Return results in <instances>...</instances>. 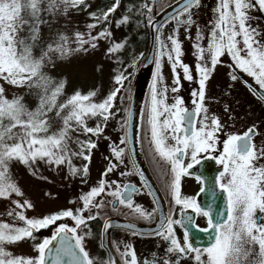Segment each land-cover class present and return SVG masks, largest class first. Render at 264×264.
I'll return each instance as SVG.
<instances>
[{
  "label": "snow or ice",
  "instance_id": "obj_1",
  "mask_svg": "<svg viewBox=\"0 0 264 264\" xmlns=\"http://www.w3.org/2000/svg\"><path fill=\"white\" fill-rule=\"evenodd\" d=\"M200 5L201 0H183L179 4V9L169 16V21H175L173 35L164 36L160 33L163 25H154L157 33H160L156 43L161 60L166 58L174 71L182 69L188 81H192L193 76L190 67L181 59L182 42L176 34L180 28L188 32L196 25L193 9H199ZM81 6L87 8L90 5L86 0H0V82H3L0 83V199L11 200L14 195L24 196L12 178L11 166L14 162L27 167L30 174L39 179H47L38 175V165L41 163L56 169L65 166L70 175L86 177L87 164L77 167L72 160L77 157L90 163L91 150L97 145L90 138L81 140L79 137L99 138L107 121L115 115L112 109L116 107V98L128 79L124 72L115 76L117 87L100 101L94 99L97 90L86 94L77 90L61 102L60 98L64 96L67 86L66 79L56 81L45 71L48 65L54 63V57L67 59L76 52L87 53L89 49L98 47L99 40L111 37L112 33L107 28L96 35H92V30L101 23L109 22V16L119 7V0L106 12L99 15L90 13L95 23L87 25V33L75 32L74 40L66 34H58L55 41L44 42L41 35L43 26L48 25L54 17L82 10ZM142 7L149 13L153 12L148 4ZM160 7H164L163 3ZM254 10L264 13V0H217L213 10L215 18L209 29L210 43L206 47L202 45L201 41L206 37L204 30L198 26L195 36V55L201 61L196 66L199 90L192 93L196 97L193 103L197 106L189 110L184 106L183 99L178 97L171 104L167 102V87H158L162 85V65L157 61V77L144 117L146 138L152 146L150 150L154 153V159L158 157L170 166L171 179L166 187L174 203L185 209L192 208L207 217L209 227L200 231L209 233L210 243L205 247L195 246V238H190L188 229L192 222L191 216L174 219L171 209L165 213L161 207L150 212L134 203V196L140 191L135 185H120L105 179L124 162L125 149L113 146L112 155L118 163L110 162L98 185L81 195L82 205L79 209L62 210L43 218H27L24 210L32 209L34 205L27 200L23 203L12 201L15 208L8 215L22 221L23 226L0 223V264H181V261L190 259L195 264H264V143L258 145L255 142L258 135L255 127L243 134L229 135L223 143L222 153L208 157L223 166L216 182L224 194L226 212L218 210L214 221L211 208L204 210L195 199L181 196V177L200 163L198 157L201 153L217 150V134L222 131V125L218 117L208 115L205 89L206 81L221 63V57L228 55L233 61V64L228 65L233 70L232 80L239 78L235 74L238 69L253 78L264 91V30L253 26L252 22L257 19L252 15ZM151 18L150 15L149 20ZM129 22L130 18L123 16L118 25ZM188 38L191 39L190 36ZM73 42L75 48L71 46ZM125 46L124 43L116 42L107 53L118 52ZM128 67H135V58ZM175 82L177 85L180 82L178 71ZM4 84L34 91L38 100L35 108L30 109L23 96L7 97ZM171 91L176 92L178 88L173 87ZM261 98L264 99V95ZM52 114L62 122L59 130H52ZM90 120L98 122L95 126H89ZM73 134H76L75 139ZM72 143L78 146V151L72 149ZM120 143L126 144L127 140L122 139ZM186 159H190L191 163L185 165ZM105 194L114 199L107 202L97 199ZM108 205L114 211L124 206L137 219L150 221L159 215V224L153 234L167 242L165 254L157 256L153 253L151 260H141L133 245L125 243L121 250L117 242L115 251L118 260L115 257L107 260L92 257L85 246L91 231L83 229L89 227V221L99 218V209ZM85 212L88 213L87 217ZM65 219H70L74 224L57 225V221ZM52 225H56L52 236L35 246L38 252L36 257L15 255L10 250V246L25 239L34 240V232ZM177 225L185 230L183 243L176 235ZM112 227L110 222L104 224L106 232ZM126 227L132 230L133 235L140 234L134 230L135 225ZM54 241L58 242V247H53ZM101 247L104 245L101 244Z\"/></svg>",
  "mask_w": 264,
  "mask_h": 264
},
{
  "label": "flooded vegetation",
  "instance_id": "obj_2",
  "mask_svg": "<svg viewBox=\"0 0 264 264\" xmlns=\"http://www.w3.org/2000/svg\"><path fill=\"white\" fill-rule=\"evenodd\" d=\"M216 5L217 0H201L199 9H193V16L196 20V25H194L188 32H186L184 28H180L179 33L176 34L182 42L183 55L181 59L184 64H187L190 67L191 74L193 76L192 81L186 80L183 76L182 69L177 68L176 71L180 72V82L177 85L175 82L176 71L172 69L170 62L167 61L166 58L161 60L156 49L155 64L150 83L144 96L138 130L140 153L147 169L148 176L158 193L157 198L161 208L164 209L165 213L171 209L174 219H183L185 216L192 217V222L188 225L189 235L190 238H195L194 244L198 247H205L210 243L208 239L209 233L200 231V229H207L209 227L208 219L207 217L194 211L192 208L185 209L181 205H176L174 203L170 191L166 187L167 182L171 179L169 171L170 166L165 164L163 161H160L158 157L154 159V153L150 150L152 146L148 143V139L146 138L144 117L150 103L154 79L157 77V61H160L162 65V85H158V87H167V102L171 104L174 102V98L178 97L183 99L184 106L189 110H194L197 106L193 103V101L196 100V97L192 96V93L199 90V72L197 71L196 66L200 64L201 61L195 55V36L198 26L200 29L204 30L206 37L205 40L201 41L202 45L206 47L207 44L210 43L209 29L211 27V21L215 18L213 10ZM252 15L257 17V19L252 22L253 26L264 30V13L254 10ZM171 22L173 26L170 25ZM174 25L175 21H168L160 29V33H163L164 36L170 35L169 32H173ZM163 28L164 32L162 31ZM160 33H158V35H160ZM189 36L191 39L188 38ZM230 64H233V61L228 55L221 57V63L215 67L214 71L210 75V78L206 81L205 106L209 110L208 115H215L218 117L222 125V131L217 134L219 138L217 150L210 151L209 153H201L198 157L200 163L195 164L191 169H188V174L181 177L182 198L186 197L195 199L196 203L204 210L211 208L214 221L217 219L218 210L221 212H226L225 197L220 191L216 182L217 178L219 177V173L223 170V166L220 165L216 160L208 157L219 156L222 153L223 143L229 135L243 134L253 127H255L256 132L258 133V135L255 137V142L258 145L264 143V124L258 125L255 122H250L249 124L246 123L247 99L254 98L263 103L264 99H262L261 96L264 95V91H261L259 85L254 82L253 78L245 75L238 69L236 70L235 74L239 78L232 80L231 76L233 74V70L228 66ZM249 85L252 87L250 88ZM173 87H177L178 91L172 92L171 89ZM259 111L261 113L262 109H259ZM197 126L199 127V124ZM122 139H124V132ZM122 139H120V141ZM122 146L125 149V145L122 144L121 148ZM112 157L113 161L110 160ZM110 162L118 163L114 156H108L106 162H104L102 165V170L99 172V177L96 181L95 187L102 179V173L105 171L106 167L109 166ZM184 163L187 165L188 163H191V161L190 159H186ZM128 172H132L134 174L121 175V173ZM105 179H107L109 182H118L120 185H126L129 183L135 185L140 191L134 196V203L142 205L150 212L155 211L154 202L146 187L144 186L143 181L132 168L127 154L124 156V162L119 164V167L114 172L109 173ZM111 190L113 189H109V191ZM97 199H103L105 202H107L113 200L114 198L105 194L102 197H97ZM98 212L99 218L88 222L91 236L85 240V246L90 255L92 257L98 258L99 260H107V254L102 249L100 243L101 227L104 219L108 217H115L145 226L153 225L156 221V216H154L150 221L137 219L124 206H119V210L114 211L111 205H108L103 209H99ZM84 215L87 217L88 213L85 212ZM55 227L56 225L51 227L50 232L47 235L41 236L40 241H30L33 246L32 250H35L36 256L38 255V252L36 251L35 246L41 243L43 239L50 238ZM83 231H88V229H83ZM184 231V228L180 227L179 225L175 226L176 235L180 238L182 243L184 240ZM117 242L119 243L121 250L123 249V245L125 243L133 245L137 256L141 260L145 258L151 260L153 253H155L157 256H163L165 254L164 250L167 247V242L162 240L160 237L155 236L154 234L133 235L132 232L126 231L124 229H110L108 231V244L113 257H115L117 260L119 259L118 253L115 251V245ZM181 264H195V261L190 259L187 261H181Z\"/></svg>",
  "mask_w": 264,
  "mask_h": 264
},
{
  "label": "rangeland",
  "instance_id": "obj_3",
  "mask_svg": "<svg viewBox=\"0 0 264 264\" xmlns=\"http://www.w3.org/2000/svg\"><path fill=\"white\" fill-rule=\"evenodd\" d=\"M99 2L100 0H86V3L90 5L84 10V13L87 12V14L70 11L67 16L61 15L52 18L50 23L41 29L44 42L55 41L58 38V34H66L70 39L74 40L75 32L87 33L89 31L87 25L95 23L92 17L88 15V10H91ZM147 2L149 4V0ZM139 4H141V0H119V7L109 16V22L104 23L105 26L101 23L98 28L92 30V35H96L101 31V27L107 28L112 33L108 39L99 40L96 49H89L87 53L76 52L67 59L54 57V63L48 65L45 71L56 81L66 79L67 86L64 96L60 98L61 102L77 90L85 94L91 90H97V96L94 99L100 101L116 86L112 77L113 74L114 76L117 75L121 68H131L128 65L133 62L134 57L138 54V46L142 44L144 39L142 23L139 18ZM124 6H126V10ZM123 16H128L130 22L118 25V21ZM170 25L173 26L172 22ZM162 31L164 32V28ZM169 34L173 35V32H169ZM116 42L124 43L126 46L122 50L109 55L107 50ZM71 46L75 48L76 44L73 42ZM114 67L115 69H113ZM127 86V81H125L124 89L116 98V107L112 109L115 115L107 121V126L104 127L101 136L97 138L95 136L86 137L80 135L79 137L81 140L90 138L97 145L96 148L91 150L90 163L77 157L72 160V163L77 167H83L87 164L88 175L86 177L82 175L72 176L68 173L65 166L56 169L41 163L38 165V175L47 177V179H39L31 175L27 167L19 162H14L11 166L12 178L18 183L24 196L17 197L14 195L11 200L0 199V223L8 222L23 226L22 221L8 215V212L15 208L12 203L13 200H19L20 203L27 200L34 205L32 209L24 210L27 218H43L62 210L71 209L75 211L81 207V195L86 193V191L88 192L90 188L95 187L99 172L103 168L102 165L106 162L108 156H113L112 147L121 148L122 144L119 141L123 137L125 95L128 96ZM4 87L7 97L23 96L25 104L30 109L36 106L38 100L34 91L29 92L27 88H14L7 84H4ZM263 103L254 98L247 99V124L250 122H255L258 125L264 124ZM259 109H262L261 113ZM50 122L53 131L59 130L62 126V122L55 118L54 114H52ZM97 122V120H90L88 124L89 126H95ZM75 137L76 134H73L74 139ZM71 147L74 151H78V146L75 143H72ZM112 159L113 157L110 160L113 161ZM16 211H20V209H16ZM60 223H67L70 226L74 224L70 219L57 221V224ZM53 226L34 232V240L25 239L10 246V250L15 255L35 257L36 252L32 250L33 246L30 241H40L41 236L47 235Z\"/></svg>",
  "mask_w": 264,
  "mask_h": 264
},
{
  "label": "water",
  "instance_id": "obj_4",
  "mask_svg": "<svg viewBox=\"0 0 264 264\" xmlns=\"http://www.w3.org/2000/svg\"><path fill=\"white\" fill-rule=\"evenodd\" d=\"M183 0H173L172 2L165 5L163 8L158 10L155 9V0L152 2L153 12L151 13V20L147 22V33H148V41L145 54L139 63L132 81L130 83V90L127 98V104L125 109V119H124V139L127 140L125 144L126 153L129 159V162L134 169L135 173L140 177L143 181L144 186L146 187L149 195L151 196L155 210L157 207H161L158 201V193L151 182L147 169L144 165L143 159L140 153V147L138 142V130L140 123V115L142 111L144 96L148 85L150 83V79L152 77V72L155 64L156 58V37L157 31L154 25H163L169 20V16L172 15L179 9V4L182 3ZM171 4L172 7H168ZM127 133V135H126ZM164 211V209H163ZM106 222H110L113 227L110 229H124L126 231L132 232V230L128 229L126 226L129 224L135 225V231L137 233L143 235H150L154 233V230L158 227L159 224V215L156 216V221L153 225L145 226L141 224H136L124 219H119L115 217H108L104 219L101 227V240L100 243L104 245L102 249L107 254V259L113 257L111 253V249L108 244V231L104 230V224ZM58 242H53V247H58Z\"/></svg>",
  "mask_w": 264,
  "mask_h": 264
},
{
  "label": "trees",
  "instance_id": "obj_5",
  "mask_svg": "<svg viewBox=\"0 0 264 264\" xmlns=\"http://www.w3.org/2000/svg\"><path fill=\"white\" fill-rule=\"evenodd\" d=\"M172 1L173 0H155V9L156 10L160 9L161 8L160 7L161 3H163V5L165 6V5H167L168 3L172 2ZM108 2H110V3L108 4ZM115 2H116V0H100V2L96 6H94L91 10L87 9L88 10V15L90 16V13H93V12H95L97 14H101L103 12H106L109 8H111L113 6V4ZM152 2H153V0H149V4H148L147 0H141V4H139V6H138L139 11H140L139 18L141 19V23H142V31H143V34H144V39L142 41V44H140V46H138V54L136 55V57H134L135 58V67H131L129 69L125 68V67L121 68V71H118V74H117V75H119L121 72H124L125 75H128V79L126 80L127 84H128V86L126 87V91L128 93H129V83L132 80V77H133L134 72H135V70L137 68V65L139 64V62L143 58V55H144V52H145V48H146V45H147V41H148L147 21H148L149 16H150L151 13H149L147 11V9L143 8L142 5L143 4H148V6L151 7L152 6ZM81 8H82V10H80L78 12H81L82 14H87V12L84 13V10L86 8H83V6H81ZM124 9L126 10V6H124ZM102 24L104 25V23H102ZM102 29H104V27L100 28V30H102ZM113 69H115V67ZM117 75H115V76H117ZM115 76L113 74V76H112L113 79L115 78ZM115 87H117V85ZM126 102H127V95H125L124 107H126ZM87 229L89 231L90 227H88Z\"/></svg>",
  "mask_w": 264,
  "mask_h": 264
}]
</instances>
